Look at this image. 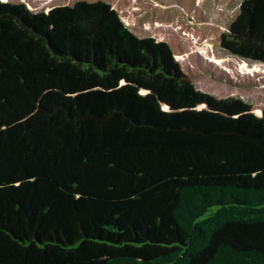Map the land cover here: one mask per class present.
<instances>
[{"label": "trees", "instance_id": "16d2710c", "mask_svg": "<svg viewBox=\"0 0 264 264\" xmlns=\"http://www.w3.org/2000/svg\"><path fill=\"white\" fill-rule=\"evenodd\" d=\"M205 44L264 63V0H0V264H264V106Z\"/></svg>", "mask_w": 264, "mask_h": 264}, {"label": "rangeland", "instance_id": "374dc122", "mask_svg": "<svg viewBox=\"0 0 264 264\" xmlns=\"http://www.w3.org/2000/svg\"><path fill=\"white\" fill-rule=\"evenodd\" d=\"M26 2L33 11H47L54 0H3ZM196 87L217 98L241 97L264 106V63L233 54L223 47L205 44L180 60ZM258 67L252 73L246 68Z\"/></svg>", "mask_w": 264, "mask_h": 264}]
</instances>
